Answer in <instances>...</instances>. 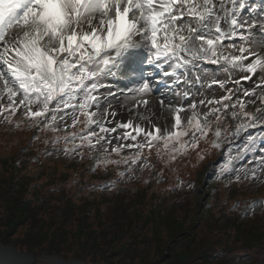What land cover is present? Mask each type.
Segmentation results:
<instances>
[{
  "label": "snow or ice",
  "instance_id": "obj_1",
  "mask_svg": "<svg viewBox=\"0 0 264 264\" xmlns=\"http://www.w3.org/2000/svg\"><path fill=\"white\" fill-rule=\"evenodd\" d=\"M17 111L34 140L51 134L46 156L115 166L101 191L201 141L226 148L207 178L258 179L264 0H0V115Z\"/></svg>",
  "mask_w": 264,
  "mask_h": 264
},
{
  "label": "trees",
  "instance_id": "obj_2",
  "mask_svg": "<svg viewBox=\"0 0 264 264\" xmlns=\"http://www.w3.org/2000/svg\"><path fill=\"white\" fill-rule=\"evenodd\" d=\"M16 119H0V246L40 263L44 253L91 264H264V191L253 205L243 181L207 178L225 148L201 141L170 164L153 152L147 169L162 172L161 183L137 178L101 191L115 166L93 171L87 150L82 160L49 159L51 134L34 140ZM177 177L184 187L170 191Z\"/></svg>",
  "mask_w": 264,
  "mask_h": 264
},
{
  "label": "rangeland",
  "instance_id": "obj_3",
  "mask_svg": "<svg viewBox=\"0 0 264 264\" xmlns=\"http://www.w3.org/2000/svg\"><path fill=\"white\" fill-rule=\"evenodd\" d=\"M206 94L209 97H211V94L212 93L209 92V93H206ZM219 94H220V92L218 91L217 92V96H219ZM20 115H21L20 112L17 111V113L14 116V118L16 119V118L20 117ZM2 118H3V115H0V119L1 120H2ZM68 123L69 124L71 123V120L70 119H69ZM61 127H62V125H61ZM10 134H12V133H10ZM43 148H44V153H45L46 150H51L52 145L50 143L49 144H45V146H43ZM223 150L225 151L226 148L225 149H222L221 152H223ZM221 152H220V154H221ZM127 154H129V153L126 151L124 153V155H127ZM86 157H87V165H89L92 168L93 167L92 158L89 157L88 155ZM48 158L49 159H56L57 158V160H59V162H60V160H62V159L77 160L79 157H65L62 152H59V153H53V155L52 156H48ZM212 162H216V161H212ZM210 163L211 162H209V164L207 165V172L209 174H211L210 171H209V165H210ZM122 168H123V166H121V169ZM137 178H138V180H139V178H143V179H146L147 181L157 180V182L159 180L158 179V176H157V171L155 169H145L144 171H141L139 165H137L136 168L134 169L133 178L131 180H128L127 177H126L125 178V181L130 182V181H133L134 179H137ZM227 178H229V179L230 178H234V176H226L225 178L221 179L220 181L224 182V181H226ZM212 179H215V177H213ZM125 181H123V182H125ZM241 181H243L245 187L250 191V197H249V199L252 200V203L255 202V203H253V205H256V204L260 203V200L258 198L259 197L258 195L261 194V193H263V191H264V175H260L258 179H242ZM106 182H108V181H106ZM106 182L99 183L97 187L100 189V185L101 184H104ZM120 183H122V182H119L118 184H120ZM159 183H161V180H159ZM191 188H194L195 189V193H196L197 196H201L200 195L201 189L199 187L192 185ZM103 191H106V190H103ZM243 212H245V211H243ZM67 254H70V253L67 252ZM40 257L46 258L48 261H51V260L53 261V260H55L54 258H59V257L53 256V255H51V256L49 255L48 256V255H46L44 253H41L40 254ZM70 258L71 257L68 256L67 259H61V258H59V259L65 261L68 264H71L72 263L71 262L72 260L81 262L82 264H91L89 262H84V261L79 260V259H70ZM33 260H35V259H33ZM35 261H37V260H35ZM37 262H39V261H37ZM44 264H46V263H44Z\"/></svg>",
  "mask_w": 264,
  "mask_h": 264
},
{
  "label": "water",
  "instance_id": "obj_4",
  "mask_svg": "<svg viewBox=\"0 0 264 264\" xmlns=\"http://www.w3.org/2000/svg\"><path fill=\"white\" fill-rule=\"evenodd\" d=\"M51 260L53 264H68L65 261L54 258ZM71 264H82L81 262L72 260ZM0 264H41L30 257H27L21 253H18L12 248L0 246Z\"/></svg>",
  "mask_w": 264,
  "mask_h": 264
},
{
  "label": "bare ground",
  "instance_id": "obj_5",
  "mask_svg": "<svg viewBox=\"0 0 264 264\" xmlns=\"http://www.w3.org/2000/svg\"><path fill=\"white\" fill-rule=\"evenodd\" d=\"M257 2H258V0H257ZM41 264H44V263H41ZM46 264H53V263H51V261H49L48 263H46Z\"/></svg>",
  "mask_w": 264,
  "mask_h": 264
}]
</instances>
